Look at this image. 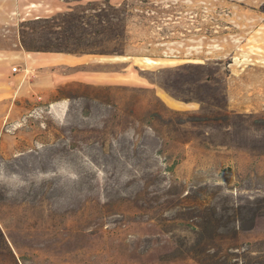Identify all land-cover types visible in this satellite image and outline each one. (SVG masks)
<instances>
[{"label": "rangeland", "instance_id": "1", "mask_svg": "<svg viewBox=\"0 0 264 264\" xmlns=\"http://www.w3.org/2000/svg\"><path fill=\"white\" fill-rule=\"evenodd\" d=\"M106 4L101 62L0 103V264H264V0H0V56Z\"/></svg>", "mask_w": 264, "mask_h": 264}, {"label": "crops", "instance_id": "2", "mask_svg": "<svg viewBox=\"0 0 264 264\" xmlns=\"http://www.w3.org/2000/svg\"><path fill=\"white\" fill-rule=\"evenodd\" d=\"M17 4L19 5L18 2ZM29 5L26 7L29 11H38L39 7L42 6L40 3H31ZM45 6L43 7L44 11L48 12L49 6ZM3 52L0 51V53ZM5 53H7L6 56H0V103L6 100H13V103L17 102L19 104L27 100L38 99L39 96V99H41L43 91L47 94L50 93L52 83H54V75L51 74V69L54 70L58 66L74 67L101 62L97 59L99 57L93 55L74 57L63 53H37L20 50L15 53L6 51ZM14 59H16L18 65L23 67L22 69L21 67L18 68V72H14V66L9 64V61ZM248 94L252 96L254 92H248ZM164 100L170 108L176 110L184 109V107L173 100L168 98H164ZM3 126L4 124L0 120V130Z\"/></svg>", "mask_w": 264, "mask_h": 264}, {"label": "trees", "instance_id": "3", "mask_svg": "<svg viewBox=\"0 0 264 264\" xmlns=\"http://www.w3.org/2000/svg\"><path fill=\"white\" fill-rule=\"evenodd\" d=\"M104 12L103 19L100 22L101 33L93 32V34L87 35L92 37L93 35H102L98 42H92L89 39V36L84 34H77L74 29L77 26L85 27L88 26V21L85 18L79 16V14H74L72 12L60 14L57 17L51 19H38L42 23H55L57 27L63 29L61 33H57L53 38L48 37L49 42H54L55 46H46V47H31L22 40V47L28 52H54V53H63V54H72V55H85V54H109L103 45L109 39L115 38L123 41L124 35L123 31L125 29V16L122 15L124 9L121 7H114L110 4H106L103 7ZM110 12L111 14H109ZM113 15V16H111ZM124 16V17H123ZM114 17L118 22H112ZM42 28H46L43 26ZM112 36V37H111ZM96 39V38H94ZM97 44H100L99 47Z\"/></svg>", "mask_w": 264, "mask_h": 264}, {"label": "built area", "instance_id": "4", "mask_svg": "<svg viewBox=\"0 0 264 264\" xmlns=\"http://www.w3.org/2000/svg\"><path fill=\"white\" fill-rule=\"evenodd\" d=\"M14 71L16 72V71H17V69H16V68H14Z\"/></svg>", "mask_w": 264, "mask_h": 264}]
</instances>
